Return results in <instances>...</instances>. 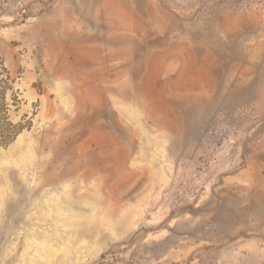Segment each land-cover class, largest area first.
<instances>
[{"label":"rangeland","instance_id":"rangeland-1","mask_svg":"<svg viewBox=\"0 0 264 264\" xmlns=\"http://www.w3.org/2000/svg\"><path fill=\"white\" fill-rule=\"evenodd\" d=\"M0 60V264H264V0H0Z\"/></svg>","mask_w":264,"mask_h":264},{"label":"trees","instance_id":"trees-1","mask_svg":"<svg viewBox=\"0 0 264 264\" xmlns=\"http://www.w3.org/2000/svg\"><path fill=\"white\" fill-rule=\"evenodd\" d=\"M10 88V74L0 60V146L9 143L22 128L21 124L9 119L6 93Z\"/></svg>","mask_w":264,"mask_h":264}]
</instances>
